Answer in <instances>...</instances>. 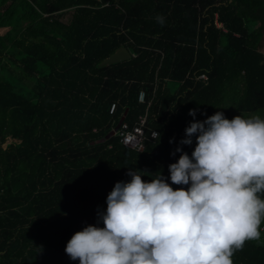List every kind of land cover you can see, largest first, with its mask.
<instances>
[{
    "label": "trees",
    "instance_id": "obj_1",
    "mask_svg": "<svg viewBox=\"0 0 264 264\" xmlns=\"http://www.w3.org/2000/svg\"><path fill=\"white\" fill-rule=\"evenodd\" d=\"M105 1L0 0V264H80L67 243L104 227L130 170L187 190L169 165L195 150L180 144L190 110L264 118V0ZM120 47L128 60L101 64ZM146 113L138 151L116 130ZM261 233L234 264H264Z\"/></svg>",
    "mask_w": 264,
    "mask_h": 264
},
{
    "label": "clouds",
    "instance_id": "obj_2",
    "mask_svg": "<svg viewBox=\"0 0 264 264\" xmlns=\"http://www.w3.org/2000/svg\"><path fill=\"white\" fill-rule=\"evenodd\" d=\"M161 26L163 15L156 16ZM185 129L181 145L196 147L191 157L178 147L169 165L174 190L161 174L151 182L130 170L107 196L104 227L89 225L65 248L80 264H234L250 241L261 240L264 223V118L232 120L223 111ZM159 135V134H157ZM171 142V141H170ZM175 155V153H173Z\"/></svg>",
    "mask_w": 264,
    "mask_h": 264
},
{
    "label": "built area",
    "instance_id": "obj_3",
    "mask_svg": "<svg viewBox=\"0 0 264 264\" xmlns=\"http://www.w3.org/2000/svg\"><path fill=\"white\" fill-rule=\"evenodd\" d=\"M101 1V0H98ZM112 0H106L104 3H102V6L108 5ZM219 25V24H218ZM199 79H207V76L205 74H200L198 76ZM138 100L140 102L145 101V92L143 90H140L138 93ZM115 109V104L111 105L110 112H113ZM146 116L147 113L143 116H140L138 121L130 127L127 123L121 122L119 128L116 130V133L120 137V141L135 150H142L144 147V140L146 139L145 134V128H146ZM157 131L151 130L150 131V137L156 138L157 137Z\"/></svg>",
    "mask_w": 264,
    "mask_h": 264
},
{
    "label": "water",
    "instance_id": "obj_4",
    "mask_svg": "<svg viewBox=\"0 0 264 264\" xmlns=\"http://www.w3.org/2000/svg\"><path fill=\"white\" fill-rule=\"evenodd\" d=\"M131 54L125 47H120L113 54H111L108 58L101 62L102 65L113 64L121 61L128 60ZM124 116L121 118L119 124L123 121ZM114 133V131L112 132Z\"/></svg>",
    "mask_w": 264,
    "mask_h": 264
},
{
    "label": "rangeland",
    "instance_id": "obj_5",
    "mask_svg": "<svg viewBox=\"0 0 264 264\" xmlns=\"http://www.w3.org/2000/svg\"><path fill=\"white\" fill-rule=\"evenodd\" d=\"M5 30H6V29H1V30H0V34H2ZM260 50H261L262 52H264V39H263L262 47H261ZM170 85H171V88H172V89H174V88L177 86V84H173V83H171Z\"/></svg>",
    "mask_w": 264,
    "mask_h": 264
}]
</instances>
